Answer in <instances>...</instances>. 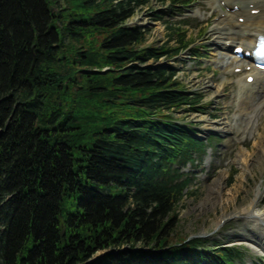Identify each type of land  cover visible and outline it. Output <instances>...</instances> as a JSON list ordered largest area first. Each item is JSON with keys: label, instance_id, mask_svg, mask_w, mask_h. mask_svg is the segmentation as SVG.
<instances>
[{"label": "trees", "instance_id": "16d2710c", "mask_svg": "<svg viewBox=\"0 0 264 264\" xmlns=\"http://www.w3.org/2000/svg\"><path fill=\"white\" fill-rule=\"evenodd\" d=\"M150 2L0 0V264L243 260L240 248L178 238L182 169L207 145L169 120L200 101L155 65L188 45L185 33L170 27L166 46H146V29L125 26Z\"/></svg>", "mask_w": 264, "mask_h": 264}, {"label": "rangeland", "instance_id": "374dc122", "mask_svg": "<svg viewBox=\"0 0 264 264\" xmlns=\"http://www.w3.org/2000/svg\"><path fill=\"white\" fill-rule=\"evenodd\" d=\"M195 1L191 7L176 12L184 16H170L165 20L174 25L183 19L188 21L187 38L192 42L191 47L183 52L176 62L162 61V63L176 68L179 81L187 91L201 94L204 102L210 105H204L207 106V109L202 111L204 114L180 111L172 117L180 122L190 123L197 130L205 128L208 122L220 124L228 120L232 131L224 132L221 126L214 125L212 131L221 138L220 141H216L214 151L210 150L202 163L187 170L191 172L193 178V185L189 190L193 194H188L177 205L178 238L183 237L192 241L194 238L205 237L198 239L207 244L210 250L232 245L240 246L245 252L243 264H264V253L257 252L256 246L232 238L240 233L250 235L251 232L253 234L251 237L257 234L255 228L259 224L250 223L252 229L246 231L244 226L247 221L235 214L246 208L262 189L263 196L256 205L255 212L264 213V156L258 149V139L262 133L264 134V108H262L264 96L261 95L262 97H259L257 102L251 103L248 108L250 113L257 114L256 123L250 125L249 119L241 116L239 102L236 100L239 93L236 83L238 76L228 75L224 70L217 68L215 63H208L214 60L213 55L221 54V51L212 45L211 35L218 15L213 6L217 4L212 5L214 0ZM59 5L63 6L64 2H59ZM164 7L159 1H155L148 12L139 11L130 23L138 24L150 31L147 45L162 46L168 40L166 24L154 21V17L149 14L150 11L161 10ZM103 8L104 6L94 7L88 11L92 14ZM213 13H216V16L210 18ZM205 18L210 19L205 22ZM204 28L206 33L202 36ZM175 45V42L170 44V46ZM195 66L203 69L197 70ZM226 171L228 172L226 182L220 191H217L214 183L220 174ZM76 209L75 197L65 199V215L76 212ZM222 222L225 224L221 226Z\"/></svg>", "mask_w": 264, "mask_h": 264}, {"label": "bare ground", "instance_id": "6f19581e", "mask_svg": "<svg viewBox=\"0 0 264 264\" xmlns=\"http://www.w3.org/2000/svg\"><path fill=\"white\" fill-rule=\"evenodd\" d=\"M214 4H217L213 7L220 10L221 16H219V18L215 21L211 30L213 38L212 45H214L218 50H221V54L213 55L215 57L214 60L209 61L208 63L210 64L213 62L224 65V72L226 73L229 72V67L231 65L237 64L235 63L234 57L231 60L228 59L231 54L226 52L228 50L227 46L232 43L245 44L247 42L251 44L252 38L255 37L256 34H264V0H214L212 5ZM235 6L238 7V10L234 9ZM250 7H253L255 10H260L261 13L255 17L252 16ZM210 18H205L204 21L206 22ZM239 18H243L245 20L244 24L239 22ZM236 67L241 66L237 64ZM236 67L234 69H236ZM254 76L256 78L252 85L247 84L246 81L244 82L243 80H239L240 91L236 97V100L239 102V111L242 112L241 116L249 119L250 124L256 123L255 118L257 114L250 113L248 108L252 105L251 103L257 102L259 97L264 96V76H261L259 73L254 74ZM217 88L220 90L218 86ZM262 108H264V106ZM214 125L221 126L224 132H226V130L227 132L232 131L229 127L230 123L228 120H224V122H221L220 124L208 122V125L204 128V130H211L212 128H215ZM226 127L228 128L225 129ZM258 145L260 153L264 156L263 133L258 139ZM227 173V171L222 172L219 178L215 181L214 185L217 191H220L226 182ZM258 195L259 192H257L255 198L246 208L235 214V216H241L245 221H247L244 226L246 231H250V223H258L259 226H256L255 228L257 229V234L251 237V235L240 233L235 234L232 238H237L239 241L249 242L251 245L257 247V252L264 253V213L258 214L255 212L256 205L258 204ZM224 218L225 217H223V219Z\"/></svg>", "mask_w": 264, "mask_h": 264}]
</instances>
